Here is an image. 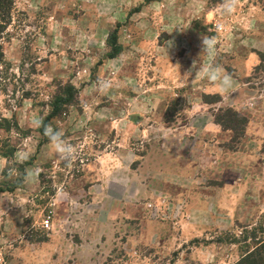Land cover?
<instances>
[{
    "label": "rangeland",
    "instance_id": "1",
    "mask_svg": "<svg viewBox=\"0 0 264 264\" xmlns=\"http://www.w3.org/2000/svg\"><path fill=\"white\" fill-rule=\"evenodd\" d=\"M230 2L13 0L0 264H234L264 239V0ZM209 61L229 95L196 72ZM68 85L48 124L73 146L65 163L32 121Z\"/></svg>",
    "mask_w": 264,
    "mask_h": 264
},
{
    "label": "trees",
    "instance_id": "2",
    "mask_svg": "<svg viewBox=\"0 0 264 264\" xmlns=\"http://www.w3.org/2000/svg\"><path fill=\"white\" fill-rule=\"evenodd\" d=\"M12 8H13V0H0V62L3 59L1 39L7 27L11 23ZM114 35H115V31L114 33H112V36L109 39V43L111 46V52H112L110 58L114 57V55L117 52H119V49L117 48V45H116V38ZM76 93H77V90L72 85H68L63 89L62 93L55 95L49 104V112L42 119L43 124L48 125L52 119L58 117L62 112V107L64 105L71 103ZM175 104H171L167 108L168 111L165 117V121L167 123L172 122L171 118L175 117V115L172 114L174 112L173 106ZM1 129L2 127L0 126V130ZM38 132L42 136L45 137L43 126L39 127ZM254 238H256V236H253V237L250 236V239L254 240ZM234 264H264V239H257L254 246L250 249L247 248V250H245V252L242 254L241 258L238 259Z\"/></svg>",
    "mask_w": 264,
    "mask_h": 264
},
{
    "label": "clouds",
    "instance_id": "3",
    "mask_svg": "<svg viewBox=\"0 0 264 264\" xmlns=\"http://www.w3.org/2000/svg\"><path fill=\"white\" fill-rule=\"evenodd\" d=\"M233 7L234 5L230 0H225L220 12L222 14L229 13ZM202 44L203 51L211 55L214 51V40L211 37L205 36ZM196 72H199L201 79L211 82L217 87L219 92L225 95H229L235 88V82L232 76L225 72L220 66L214 65L211 61L200 67ZM32 122L36 127L43 126L44 135L47 136L49 140L51 150L59 160L68 163L73 159V146L65 142L62 131L53 129L51 125L43 124V120L39 117H34ZM24 158H27V155H25Z\"/></svg>",
    "mask_w": 264,
    "mask_h": 264
},
{
    "label": "built area",
    "instance_id": "4",
    "mask_svg": "<svg viewBox=\"0 0 264 264\" xmlns=\"http://www.w3.org/2000/svg\"><path fill=\"white\" fill-rule=\"evenodd\" d=\"M48 225H49V222H48V221H45V222H44V226H45V227H48Z\"/></svg>",
    "mask_w": 264,
    "mask_h": 264
}]
</instances>
